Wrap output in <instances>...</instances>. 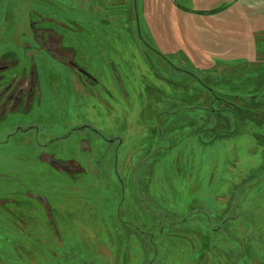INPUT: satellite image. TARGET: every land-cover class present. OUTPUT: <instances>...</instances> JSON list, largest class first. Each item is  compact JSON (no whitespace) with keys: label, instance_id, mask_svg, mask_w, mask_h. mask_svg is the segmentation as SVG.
<instances>
[{"label":"rangeland","instance_id":"1","mask_svg":"<svg viewBox=\"0 0 264 264\" xmlns=\"http://www.w3.org/2000/svg\"><path fill=\"white\" fill-rule=\"evenodd\" d=\"M133 3L0 0V264H264V0Z\"/></svg>","mask_w":264,"mask_h":264},{"label":"flooded vegetation","instance_id":"2","mask_svg":"<svg viewBox=\"0 0 264 264\" xmlns=\"http://www.w3.org/2000/svg\"><path fill=\"white\" fill-rule=\"evenodd\" d=\"M129 6L131 13L135 17V4L133 3V0H129ZM166 10V9H165ZM164 12L167 13L168 10ZM40 18L43 20H49L50 18H45L40 15ZM40 22L39 20L37 22L29 21L31 23L30 29V39L36 45L37 50H43L46 53H50L61 64L69 68L73 73L78 77V79L81 81L82 85L87 86V84L96 85L99 88H102L103 84L93 73L86 72L85 69L80 67L75 62V55L72 51L66 49L62 45V39L63 35L57 31L54 30V27L50 28H40L39 26H36ZM37 27V28H36ZM12 63H8L5 58L0 59V81L3 78L2 73L7 70ZM15 75V73L13 74ZM83 81V82H82ZM36 89V80L34 79V73L32 72L29 77V81L27 80H18L16 82V78H14L12 81H6L3 85L0 82V90H2L1 95L7 96V102L3 104V109H5V105L9 101L18 100L20 96L23 93L30 94ZM98 137L101 138L100 135ZM103 138V137H102ZM56 166L59 167H66V164L62 162H54Z\"/></svg>","mask_w":264,"mask_h":264},{"label":"trees","instance_id":"3","mask_svg":"<svg viewBox=\"0 0 264 264\" xmlns=\"http://www.w3.org/2000/svg\"><path fill=\"white\" fill-rule=\"evenodd\" d=\"M228 5H230V3H223L222 4V6H221V8L223 9V8H227L228 7ZM163 15H165V14H160V19H159V27H160V32H161V36H162V31H164V28L162 27V21H161V16H163ZM165 17H166V20H167V31H168V27L171 25V22L169 21V19H171L170 18V16H169V14L168 15H165ZM172 21V20H171ZM172 26H173V29H174V31H176L177 33L178 32H182L181 30H180V28L178 27L179 26V24H176L175 23V21H172ZM163 25H164V22H163ZM161 36H160V38H161ZM171 36V38H170V40L168 39V38H165V41L168 39L169 41H170V44H168L167 42V44L168 45H171V46H176L177 48L178 47H180V41H179V39L176 37V35L175 34H173V35H170ZM170 47V46H169ZM170 48H172V47H170ZM147 49L149 50V51H151L153 54H155V55H162L163 54V52L162 51H156L155 49H152L151 47H147ZM174 54V53H173ZM183 70V72H185L186 71V69H182ZM200 79V78H199ZM198 79V80H199ZM205 87H206V89H208V90H210L211 91V93H212V97L215 99V100H219V96H220V92H217L215 89H213V88H211V86H208L207 84H203ZM218 88V87H217ZM223 95L224 96H227V94H224L223 93ZM232 98H237V96H234V95H230ZM239 96V95H238ZM247 97L246 98H250V99H253L254 98V95L253 96H249V95H246ZM241 97H243V96H241ZM228 104H230V105H235L234 107H236V108H238V106L233 102V101H231V100H229V103ZM239 111L240 112H245L244 110L242 111L241 109H239ZM234 113V112H233Z\"/></svg>","mask_w":264,"mask_h":264}]
</instances>
